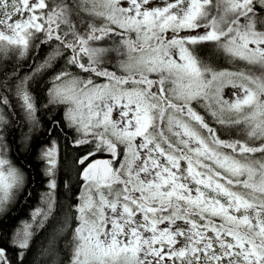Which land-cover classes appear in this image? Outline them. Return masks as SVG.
<instances>
[{"label":"snow or ice","instance_id":"obj_1","mask_svg":"<svg viewBox=\"0 0 264 264\" xmlns=\"http://www.w3.org/2000/svg\"><path fill=\"white\" fill-rule=\"evenodd\" d=\"M42 46L30 75L0 80V132L8 93L39 123L31 82L53 72L43 107L90 149L66 165L81 182L54 230L72 232L67 264H264V0H0V61ZM3 139L0 211L27 187ZM39 158L49 191L11 237L21 262L59 203L57 140Z\"/></svg>","mask_w":264,"mask_h":264},{"label":"trees","instance_id":"obj_2","mask_svg":"<svg viewBox=\"0 0 264 264\" xmlns=\"http://www.w3.org/2000/svg\"><path fill=\"white\" fill-rule=\"evenodd\" d=\"M44 51L45 47L42 46L38 55L35 53L31 57L19 61L15 58H11L7 62L0 61V80L9 77L13 70H16V76L19 78L30 75V70L38 62ZM63 64L64 61L61 60L57 64L56 70L58 71ZM220 64L222 67H227L222 58ZM241 66L243 65L241 64ZM71 70L76 71L74 68ZM50 73L44 75L43 78L36 76L31 82V91L37 100L36 119L39 122L38 124L33 125L25 119L19 101L11 93H8L11 107L4 109L9 123L4 131L0 132V135L4 137L3 143L9 146L8 157L25 172L27 180L25 195L20 196L15 202L9 204L5 210L0 211V248L6 250L11 264H54L56 256L42 254V250L49 247L50 239L55 240L53 251H59L60 264H67L69 259L64 245L71 239V230L63 236H56L54 230L60 224L63 209L69 203L75 204L77 202L75 196L80 191L81 182L79 177L75 175L74 171H69L66 165L74 155L83 154L89 149L73 147L71 140L74 131L64 125L63 108L49 106L45 109L43 107L47 103L46 89ZM52 75H54L53 72ZM15 83V80H9L10 85L14 86ZM54 121H60L61 126L53 128ZM65 135L68 137L67 140ZM53 139L57 140L59 148L60 167L56 177L58 185L56 197L59 203L55 216L49 219L46 226L38 231L35 228L33 229L35 234L21 262L19 258L20 250L11 245V237L15 230L21 227L22 221L31 222V213L42 206V194L49 191L47 188L48 178L43 174L45 165L39 157L41 149L49 146ZM66 180L70 181V192L64 187ZM29 191L31 196L26 198ZM69 196L72 197L71 200L68 199ZM72 214L75 215V213ZM74 224L75 221L72 222L71 228Z\"/></svg>","mask_w":264,"mask_h":264},{"label":"flooded vegetation","instance_id":"obj_3","mask_svg":"<svg viewBox=\"0 0 264 264\" xmlns=\"http://www.w3.org/2000/svg\"><path fill=\"white\" fill-rule=\"evenodd\" d=\"M45 47V51H44V53L41 55V57L39 58V60H38V62L37 63H39L41 60H42V58L47 54V51H48V48H47V46H44ZM40 51V50H39ZM33 54H35V52H33ZM31 57V56H30ZM37 57V56H36ZM35 57V58H36ZM36 63V64H37ZM35 67V66H34ZM33 67V68H34ZM81 75H84L83 73H81ZM51 76H52V72L50 73V75H49V80H48V83H47V89H46V92L48 91V87H50L51 86V84H50V79H51ZM46 95H47V93H46Z\"/></svg>","mask_w":264,"mask_h":264},{"label":"rangeland","instance_id":"obj_4","mask_svg":"<svg viewBox=\"0 0 264 264\" xmlns=\"http://www.w3.org/2000/svg\"><path fill=\"white\" fill-rule=\"evenodd\" d=\"M225 95H226V98H229L231 95V90H226ZM198 110L201 111V113H203V109H198ZM75 227H76V222L74 226L72 227V229H74ZM71 235H72V232H71Z\"/></svg>","mask_w":264,"mask_h":264}]
</instances>
